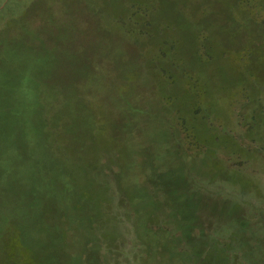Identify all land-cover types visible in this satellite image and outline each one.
<instances>
[{
	"label": "rangeland",
	"instance_id": "374dc122",
	"mask_svg": "<svg viewBox=\"0 0 264 264\" xmlns=\"http://www.w3.org/2000/svg\"><path fill=\"white\" fill-rule=\"evenodd\" d=\"M58 1L71 13L60 25L67 43L33 35L19 79L55 84L50 118L64 117L69 141H37L40 105L30 126L5 125L14 93L5 38L16 44L5 22L30 0L8 9L0 0V224L22 229L23 199L38 195L44 210L79 213L63 215L70 264L151 263L142 223L182 254L212 243L196 250V264H264V0H83L73 10ZM17 91L16 103L31 106ZM68 165L74 175L60 178L56 204L47 191ZM157 172L168 175L163 185L188 176L191 212L168 186L153 191L163 201L155 207L132 184Z\"/></svg>",
	"mask_w": 264,
	"mask_h": 264
},
{
	"label": "trees",
	"instance_id": "16d2710c",
	"mask_svg": "<svg viewBox=\"0 0 264 264\" xmlns=\"http://www.w3.org/2000/svg\"><path fill=\"white\" fill-rule=\"evenodd\" d=\"M11 1L8 0L6 9L10 7ZM56 2L59 3L60 1L30 0L27 7H23V9H21L18 13L12 12L13 14L10 15V18L7 22H5V32H9L12 37L14 36V38L16 37V44L14 46H10L6 41L7 38H5V77L8 76L10 78L11 85L9 86H11V89L14 92L12 95L5 96V125L10 124L14 127L22 126L25 128L30 126L33 114L34 112L36 113V105H40L41 107L37 109H39V124H41V128L38 133V137H40V139H37V141H69L70 139L68 135L65 136L67 133V127L64 125V117L62 116L57 119L54 117V120H51L50 118V104L55 103L58 100V97H51V95L55 94L52 93L55 89V84L42 78L36 81L28 76L27 82L23 85L22 81L19 79V76L22 74L20 70L23 58L28 60L27 54L23 51V47L25 48L26 44L31 40L33 35L36 34L41 36L43 43L46 44L54 40L61 44L67 43L65 33L68 32L64 31L60 25L62 22L70 23L64 20L68 17V15H71V13L69 8H63L62 11L59 10L57 5H55ZM63 2H65V4H63ZM63 2L60 4L62 7L64 5L69 6L71 2L72 10L74 6L82 5L84 3L83 0H65ZM65 14L66 18H64ZM133 16H137L136 12L133 13ZM43 26L49 27V29H45ZM61 36H64V38L59 40ZM208 55L212 57L210 52ZM214 60H216V58L213 59L212 62ZM64 89H69L68 83H65L64 86L58 85L57 87V90L60 91H64ZM17 90L22 92V99H24L25 104L30 103L31 106H27L24 109L23 101L21 104L16 103ZM47 94L49 95L45 98L44 95ZM29 138L31 139V137ZM109 152L111 153V150ZM112 161L113 164L114 162L117 163L119 160L114 161L112 159ZM70 167L71 165H68L57 173V175L60 176L59 179L57 178V180H54V185H50L51 191H47V193L54 198L53 201H55L56 204L57 201L64 199V195L59 192L61 189L56 187V185H58L57 183H60L59 180L61 177L68 179L67 176L69 177L70 175H74V173H70ZM183 175L184 177L179 176L178 178L171 180L170 183L163 185V182L167 179L165 176L168 175L157 172L150 180L145 179V181L142 180L143 182L139 181L137 183L133 181L132 184L137 185L140 191L142 190V192H145L146 200H149L151 203L155 200L156 204L152 203L155 204V207H160L163 201L158 197L157 199L152 197L151 195H153V191L156 192V189H162L160 184L168 186V188L163 189V191L170 190L169 192H172L174 196L181 195V197H184V199H181V203H184V211L191 212L193 208V203L191 201L194 196V192L191 190L193 185H190V183L188 184V176L185 174ZM161 176H163V178ZM186 179L187 182H185ZM2 182L5 185L4 173H0V192L5 191ZM30 183H33L31 179H29V184ZM62 183L65 184L64 182ZM66 185L67 184L64 186ZM2 199L3 197L0 196V200ZM188 199H191V201ZM90 202L95 201L90 199ZM23 203L25 206V208L23 207V218L25 221L22 229H18L17 227H12L10 225L5 229V223L0 224V264L73 263V256H68V250L71 247L70 243H72V241L69 238L67 239V234L63 228V218H70L72 216L71 219L76 220L80 218L79 213L75 210L69 209H64L65 212L62 210L58 212L53 210L51 206H46L44 210L42 200L38 195L25 197V199H23ZM91 207L92 210L90 214L96 210L98 211L100 208L99 200L98 207H96V205H91ZM34 210L35 212L31 215ZM55 212H57V214H55ZM63 215L66 217H63ZM186 220V228L192 227L191 224L187 223L190 221L189 218H186ZM79 223L80 222L76 224L70 223L69 225L76 226ZM135 226L143 241L146 244L152 245L153 257L150 256L151 263L149 264H196L199 259L198 256L195 257L196 250L200 247L203 248L212 244L208 241H201L198 244H193V256H190L187 252L182 254V250L178 252L179 247L171 244L170 240H167V243L163 240V244H160L161 235L158 234L157 229L150 228L146 225V223H142L140 225L136 224ZM158 230L161 232L164 229L161 227ZM153 232L157 233L158 237L152 238L154 235ZM94 234L95 233L92 231L91 235L89 234V238ZM160 247L162 250L159 255L158 249ZM164 248H170V252L165 253L163 251L165 250ZM139 260L142 261V259ZM74 262L76 261L74 260Z\"/></svg>",
	"mask_w": 264,
	"mask_h": 264
},
{
	"label": "crops",
	"instance_id": "0c3cea01",
	"mask_svg": "<svg viewBox=\"0 0 264 264\" xmlns=\"http://www.w3.org/2000/svg\"><path fill=\"white\" fill-rule=\"evenodd\" d=\"M227 259V258H226ZM227 261V260H226ZM199 262H200V260H199ZM198 263V262H197ZM214 263V262H213ZM227 263L229 264V263H231V261H227ZM209 264H212V262H209Z\"/></svg>",
	"mask_w": 264,
	"mask_h": 264
}]
</instances>
